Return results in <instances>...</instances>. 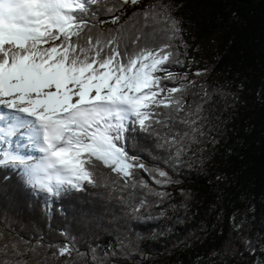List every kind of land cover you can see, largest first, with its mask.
Instances as JSON below:
<instances>
[{"label":"trees","instance_id":"1","mask_svg":"<svg viewBox=\"0 0 264 264\" xmlns=\"http://www.w3.org/2000/svg\"><path fill=\"white\" fill-rule=\"evenodd\" d=\"M155 4L171 8L182 29L174 43L186 44L177 49L181 63L171 66L176 78L164 84L187 87L186 110L203 109L197 117L201 133L195 142L184 140L179 157L165 143L164 137L171 140L168 128L157 126L159 135H128V151L174 181L155 184L148 174L137 173L154 192L166 193L163 199L142 188L123 190L110 180L105 186L109 170L103 167L96 169L98 186L55 196L33 189L19 170L0 169V244L36 249L19 259L94 264L91 250L107 264H257L262 259L264 0H141L116 11V23L104 5L96 6V18L108 21L101 27L113 33H159L162 24L136 15ZM172 131L187 129L177 122ZM145 197L147 205L136 219L131 205ZM61 245L74 249L71 257L53 256Z\"/></svg>","mask_w":264,"mask_h":264},{"label":"snow or ice","instance_id":"2","mask_svg":"<svg viewBox=\"0 0 264 264\" xmlns=\"http://www.w3.org/2000/svg\"><path fill=\"white\" fill-rule=\"evenodd\" d=\"M108 2L0 0V144L19 138L27 144L17 146L39 153L29 157L0 148V169L19 170L33 189L55 196L98 186L96 169L103 167L109 170L105 186L110 180L123 190L142 188L163 199L167 194L154 192L137 173L148 174L155 184L174 183L168 172L149 168L126 144L132 132L159 135L157 126L164 127L171 135L165 143L179 157L184 140L195 142L202 131L197 120L202 107L186 110L187 87L164 84L176 78L171 66L181 63L178 47H186L174 43L181 40L180 21L169 6L155 4L136 15L162 24L159 33H113L101 27L108 21L96 18V6L104 5L116 23V11L141 0H114L112 7ZM177 122L187 131L173 132ZM146 205L147 197L131 205L133 217L140 219ZM35 251L21 250L19 242L0 244V264H29L19 257ZM73 251L61 245L53 256L67 258ZM5 252L11 253L7 259ZM261 252L257 264H264ZM91 258L107 264L95 250Z\"/></svg>","mask_w":264,"mask_h":264},{"label":"bare ground","instance_id":"3","mask_svg":"<svg viewBox=\"0 0 264 264\" xmlns=\"http://www.w3.org/2000/svg\"><path fill=\"white\" fill-rule=\"evenodd\" d=\"M7 144V142H5ZM18 144H24L26 145L27 142L26 141H22V140H19V138H16L14 143L11 144L14 148H17L18 150H21L23 153V155L25 156H29V157H35V156H38L39 153L34 151L32 148H28V147H19L17 146Z\"/></svg>","mask_w":264,"mask_h":264}]
</instances>
